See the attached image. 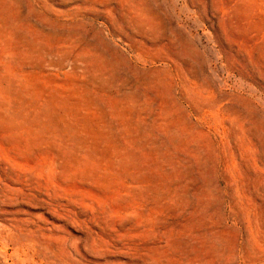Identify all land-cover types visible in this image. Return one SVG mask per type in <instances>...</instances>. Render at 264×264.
<instances>
[{"label": "rangeland", "instance_id": "rangeland-1", "mask_svg": "<svg viewBox=\"0 0 264 264\" xmlns=\"http://www.w3.org/2000/svg\"><path fill=\"white\" fill-rule=\"evenodd\" d=\"M0 264H264V0H0Z\"/></svg>", "mask_w": 264, "mask_h": 264}]
</instances>
